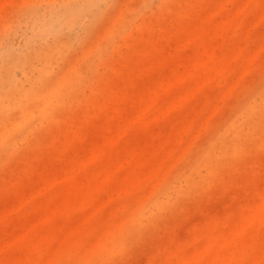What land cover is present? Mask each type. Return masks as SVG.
Masks as SVG:
<instances>
[{"label":"rangeland","instance_id":"374dc122","mask_svg":"<svg viewBox=\"0 0 264 264\" xmlns=\"http://www.w3.org/2000/svg\"><path fill=\"white\" fill-rule=\"evenodd\" d=\"M0 264H264V0H0Z\"/></svg>","mask_w":264,"mask_h":264}]
</instances>
